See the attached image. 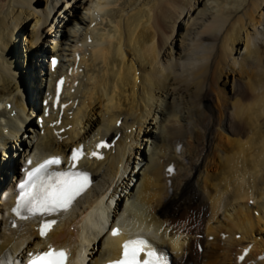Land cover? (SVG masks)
Segmentation results:
<instances>
[{"label": "bare ground", "instance_id": "1", "mask_svg": "<svg viewBox=\"0 0 264 264\" xmlns=\"http://www.w3.org/2000/svg\"><path fill=\"white\" fill-rule=\"evenodd\" d=\"M81 20L85 26L63 33L68 48L54 36L46 41L52 24L58 35L66 21ZM57 53L61 64L52 69ZM60 77L66 83L55 108ZM177 95L198 106L199 116L179 113ZM36 111L41 126L30 118ZM7 136L21 142L17 161ZM146 142L148 155L141 151ZM104 143L108 148L96 147ZM0 145L4 264H24L27 254L49 245L68 249V264H102L135 236L173 264H240L250 245L242 264H264V0H57L52 7L0 0ZM78 146L86 149L80 167L92 187L54 217L45 237L38 221L14 229L8 210L21 178L17 167L64 159ZM171 163L176 171L167 177ZM116 226L122 234L113 236ZM197 234L204 235L202 254Z\"/></svg>", "mask_w": 264, "mask_h": 264}, {"label": "snow or ice", "instance_id": "2", "mask_svg": "<svg viewBox=\"0 0 264 264\" xmlns=\"http://www.w3.org/2000/svg\"><path fill=\"white\" fill-rule=\"evenodd\" d=\"M102 146L103 144L96 147L100 148ZM81 155V150H74L71 159L77 161ZM92 156L98 159L103 158L95 151ZM28 163L32 164V161L29 160ZM60 164L61 158L54 156L45 159L30 171H27L25 179L21 180L17 186V202L12 209L13 213L21 219L35 216L45 217L67 211L73 205L74 201L90 185L89 174L74 170H55L54 166ZM72 168H75V164ZM54 224H56L54 219L45 221L39 229L40 236L45 237ZM118 234L119 229L112 230L113 236ZM122 247V259L113 262V264H168L166 257L158 253L145 239L126 240ZM141 253L145 257L143 260L139 259ZM28 255L31 257L28 264H66L67 262V252L63 249H56L51 245H49L47 251L35 254L29 253ZM0 264H4V262L0 261Z\"/></svg>", "mask_w": 264, "mask_h": 264}, {"label": "rangeland", "instance_id": "3", "mask_svg": "<svg viewBox=\"0 0 264 264\" xmlns=\"http://www.w3.org/2000/svg\"><path fill=\"white\" fill-rule=\"evenodd\" d=\"M46 1L50 4V6L52 7V5L57 1V0H44V3H46ZM66 5L67 4H65L64 5V7H66ZM211 7V6H210ZM39 8V7H38ZM38 8H36L37 10H38ZM73 9V8H72ZM58 18H59V14L58 15H56V17H55V21H54V25H55V23H56V25H58ZM61 19H62V17H61ZM66 19V17L65 18H63V20H65ZM68 20V19H67ZM188 20H189V15H185V17H184V19H182L181 21H180V26H183L184 24H186V23H188ZM30 24H31V22L29 23V22H27V26L29 27L30 26ZM52 28L51 29H48L47 31H48V35L46 36V41L49 43V39H51L52 37H53V35H52V33H53V24H52V26H51ZM46 31V32H47ZM194 34L193 35H195L197 32H198V29L197 28H195V27H193V31H192ZM178 33V32H177ZM177 33L175 34V37H174V40L176 41V43L178 42V46H180V48L179 49H182V47H181V45H182V43H181V38L179 37L180 35H177ZM24 39V38H23ZM23 39H21L20 38V36H19V39H18V42H20V41H22ZM45 41V42H46ZM173 40H171L170 42H172ZM47 42H46V44L44 45V46H46V47H48L47 46ZM21 43V42H20ZM172 43H175V42H172ZM187 46H189V44H191V41H190V39L187 41ZM19 44V43H18ZM22 44V43H21ZM171 46V45H170ZM170 46H169V48L167 47V49H166V52L168 53V52H172V49H170ZM185 46V45H184ZM244 47H243V45H242V49H241V51H239V54H238V57H236V58H239V55H240V53L241 52H243L242 50H244L243 49ZM40 63V62H39ZM38 61H37V63H36V65H35V67H39V66H37L38 64ZM41 64V63H40ZM39 64V65H40ZM14 66H16V65H14ZM34 67V68H35ZM33 68V69H34ZM12 69V68H11ZM13 70V69H12ZM26 83L27 82H23V81H21L20 80V82H17V85L18 86H20L23 90H25L26 92H27V90L25 89V87H23V84L26 86ZM27 94H29V92H27ZM176 98H178V99H176L175 100V102L177 103V105H179V106H177V108H178V112L179 113H186V115H190V116H193L194 115V118L195 117H197V115L199 116V111H198V106H194V105H192V106H190V107H187L188 105L186 104H184V103H182V96H179V95H177V97ZM179 102H181L180 104H178ZM184 102H186V98H185V100H184ZM191 104H193V102L191 101ZM206 104H210L211 105V102H206ZM202 108L204 109V110H207L208 111V109H207V107L204 105V104H202ZM203 110V111H204ZM150 126H151V124H150ZM146 127V126H145ZM175 127H183L184 128V125H183V123H181V125L180 124H178V123H176V126ZM188 127L189 126H186L185 127V129H188ZM144 129H147V128H144ZM151 130H152V132H154V134H157L158 133V131L157 130H154V129H152V128H150ZM129 133H131V131H129ZM29 140H27L26 142H28ZM148 142V141H147ZM146 142V143H147ZM11 148H12V155H11V157L13 158L12 159V161H17L18 159H19V157L17 156V154H16V147H18V146H16L15 145V143H11ZM150 146V143H147L146 145L144 144L143 145V147H141V151H144V153H146L147 155L148 154H150L151 153V146ZM149 148H150V150H149ZM183 150L185 151V148H183ZM140 156V155H139ZM137 157V160H136V162H141L140 160V157ZM120 168L122 169V166L120 165ZM139 172H140V169L138 170ZM141 173V172H140ZM136 174H139L138 172H136ZM140 175V174H139ZM2 193H0V197L2 198ZM182 215V214H181ZM185 219V217L183 216L182 217V220H184ZM237 263V262H236Z\"/></svg>", "mask_w": 264, "mask_h": 264}]
</instances>
